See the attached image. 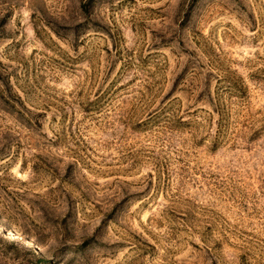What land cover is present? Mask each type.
<instances>
[{"label":"rangeland","instance_id":"374dc122","mask_svg":"<svg viewBox=\"0 0 264 264\" xmlns=\"http://www.w3.org/2000/svg\"><path fill=\"white\" fill-rule=\"evenodd\" d=\"M0 264H264V0H0Z\"/></svg>","mask_w":264,"mask_h":264},{"label":"bare ground","instance_id":"6f19581e","mask_svg":"<svg viewBox=\"0 0 264 264\" xmlns=\"http://www.w3.org/2000/svg\"><path fill=\"white\" fill-rule=\"evenodd\" d=\"M3 226H4V225H3ZM1 228H2V227H1ZM6 228H7V227H6ZM8 232H9V233H8L9 235H7L6 238L9 239V238L12 237V235H13L14 239H17V233H14L15 231H13L12 229H9ZM20 240H21V239H20ZM24 241H25V240H24ZM30 242H31V241H26V243H28V244H30ZM32 243H33V242H32ZM32 246H33V245H32Z\"/></svg>","mask_w":264,"mask_h":264},{"label":"trees","instance_id":"16d2710c","mask_svg":"<svg viewBox=\"0 0 264 264\" xmlns=\"http://www.w3.org/2000/svg\"><path fill=\"white\" fill-rule=\"evenodd\" d=\"M42 262L44 263V261L42 260Z\"/></svg>","mask_w":264,"mask_h":264}]
</instances>
